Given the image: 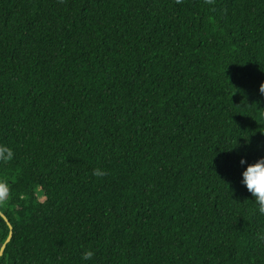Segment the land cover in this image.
<instances>
[{
    "label": "trees",
    "instance_id": "obj_1",
    "mask_svg": "<svg viewBox=\"0 0 264 264\" xmlns=\"http://www.w3.org/2000/svg\"><path fill=\"white\" fill-rule=\"evenodd\" d=\"M261 80L264 0H0V264H264Z\"/></svg>",
    "mask_w": 264,
    "mask_h": 264
},
{
    "label": "clouds",
    "instance_id": "obj_2",
    "mask_svg": "<svg viewBox=\"0 0 264 264\" xmlns=\"http://www.w3.org/2000/svg\"><path fill=\"white\" fill-rule=\"evenodd\" d=\"M258 87L261 96H264V80H261ZM247 143L248 140L245 141V145ZM240 146L241 145L236 144L234 147ZM12 156L13 152L9 147L0 145V162L6 163L12 158ZM239 164L243 166L240 172V183L244 185V187L250 193L252 199H254V201L256 202L259 212L264 213V156H260L254 162L250 163L246 162L244 157L241 156L239 158ZM92 175L103 176L105 175V173L100 169H93ZM8 192L9 188L7 183L4 181H0V200L5 199L8 195ZM93 254L94 253L92 250L85 249L82 252V257L84 260H90Z\"/></svg>",
    "mask_w": 264,
    "mask_h": 264
},
{
    "label": "water",
    "instance_id": "obj_3",
    "mask_svg": "<svg viewBox=\"0 0 264 264\" xmlns=\"http://www.w3.org/2000/svg\"><path fill=\"white\" fill-rule=\"evenodd\" d=\"M0 216L5 220L8 228H9V234H8V237L6 238L5 242L1 243L0 244V255L2 254V251H3V248L6 244V242H8L10 240V237H11V225L10 223L8 222V220L6 219L5 215L3 213L0 212Z\"/></svg>",
    "mask_w": 264,
    "mask_h": 264
},
{
    "label": "rangeland",
    "instance_id": "obj_4",
    "mask_svg": "<svg viewBox=\"0 0 264 264\" xmlns=\"http://www.w3.org/2000/svg\"><path fill=\"white\" fill-rule=\"evenodd\" d=\"M40 199H42V196H40Z\"/></svg>",
    "mask_w": 264,
    "mask_h": 264
}]
</instances>
